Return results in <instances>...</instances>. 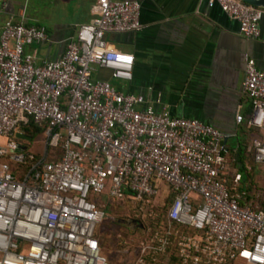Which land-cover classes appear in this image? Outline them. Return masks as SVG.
I'll return each instance as SVG.
<instances>
[{
	"label": "built area",
	"instance_id": "obj_1",
	"mask_svg": "<svg viewBox=\"0 0 264 264\" xmlns=\"http://www.w3.org/2000/svg\"><path fill=\"white\" fill-rule=\"evenodd\" d=\"M208 2L243 38L259 36L264 9ZM139 9L136 0H95L93 21L57 58L39 62L24 47L43 42L44 27L0 25V264H111L95 232L104 213L92 198L100 194L140 206L171 197L161 204L164 223L138 246V264L156 256L161 264H264V209L240 203L245 192L229 175L224 135L93 75L99 68L131 80L133 56L106 35L139 31ZM240 90L250 105L246 126L261 136L246 151L264 166V71L247 55ZM29 121L45 136L42 156L16 137Z\"/></svg>",
	"mask_w": 264,
	"mask_h": 264
},
{
	"label": "crops",
	"instance_id": "obj_2",
	"mask_svg": "<svg viewBox=\"0 0 264 264\" xmlns=\"http://www.w3.org/2000/svg\"><path fill=\"white\" fill-rule=\"evenodd\" d=\"M143 27L107 34L111 46L133 56L132 78L117 81L102 69L93 75L141 94L155 110L196 118L224 135L225 142L253 138L246 126L250 105L240 90L243 57L264 71V11L259 36L245 39L238 24L208 0H136ZM95 0H0L6 20L39 25L43 42L24 47L35 61L57 58L80 24L94 19ZM237 146V145H236ZM234 146L236 149L237 147Z\"/></svg>",
	"mask_w": 264,
	"mask_h": 264
},
{
	"label": "rangeland",
	"instance_id": "obj_3",
	"mask_svg": "<svg viewBox=\"0 0 264 264\" xmlns=\"http://www.w3.org/2000/svg\"><path fill=\"white\" fill-rule=\"evenodd\" d=\"M255 137L261 138L259 131L254 135ZM19 142L27 146L28 152L35 156H42L45 142L42 130L32 135L30 141ZM228 144L235 148L236 142L235 144L228 142ZM243 152L242 149L241 158L236 155V150L228 153L229 175L233 177L235 172L238 174L239 179L243 182V187L248 189L250 204L253 207L260 208L264 202V166L255 163L250 153ZM52 153L58 155V148L48 147V155ZM242 174L245 176H242ZM92 199L104 213L95 231L102 255L111 264H138L136 257L139 253V244L149 242L153 237H151L152 231L150 226L148 225L149 227L141 229L139 228L141 223L138 220H140L139 218H145L146 215L149 216L150 213H152L149 216L150 218L155 213L157 214L161 204L165 203V198L162 195H157L152 205L146 206H140L136 202L117 203L107 199L104 194L95 196ZM150 220L152 221V219ZM164 260L161 256H156L154 263H151L147 258L144 262L145 264H161Z\"/></svg>",
	"mask_w": 264,
	"mask_h": 264
},
{
	"label": "trees",
	"instance_id": "obj_4",
	"mask_svg": "<svg viewBox=\"0 0 264 264\" xmlns=\"http://www.w3.org/2000/svg\"><path fill=\"white\" fill-rule=\"evenodd\" d=\"M22 129H23V131L25 132V134L26 135H28V136H30V138L32 137V135H34L36 132H38V131H40V130H42V128H40V127H38L36 124H34L32 121H29L26 125H24V126H22ZM248 129L249 130H251V132H252V134H253V137H254V135H256L257 134V131L255 130V129H253V128H251V127H248ZM235 142H236V155H238L240 158H241V156H240V154H241V152H242V149H243V153H248L247 151H246V147H247V145L250 143V140H246V141H237V140H235V141H233L232 143H234L235 144ZM225 145H226V148H227V150H228V153L229 152H231V151H235L234 149H233V147L232 146H230L229 144H228V142H225ZM240 162H241V160H239ZM242 170V169H241ZM242 176H245V175H243L242 174ZM243 178H245V177H243ZM243 182L241 181V179H239V182H238V184H237V187H236V190H238V191H241V190H244V192H245V194H244V200H240V203H244V202H247V201H249L248 200V192H247V188H245V187H243ZM165 203L164 204H166V203H168L170 200H171V197L169 196V197H167V198H165ZM263 205H262V207H260V208H263L264 209V202L262 203ZM100 208V207H99ZM101 209V208H100ZM159 211L157 212V214L155 213V215L153 216V217H149V216H147L146 214V216H145V218H139L140 220H138L139 221V223H141V225L139 226V228H141V229H144V228H146V227H149L150 226V229H151V231H153L154 229H156L159 225H161L162 223H164V218H163V211H164V205H161V207H160V209H158ZM103 211V210H102ZM141 215V214H140ZM149 217V218H148ZM150 219H152V221L150 220ZM147 222V223H146ZM149 225V226H148Z\"/></svg>",
	"mask_w": 264,
	"mask_h": 264
},
{
	"label": "water",
	"instance_id": "obj_5",
	"mask_svg": "<svg viewBox=\"0 0 264 264\" xmlns=\"http://www.w3.org/2000/svg\"><path fill=\"white\" fill-rule=\"evenodd\" d=\"M241 1H243V2H245L247 4H250V5H253L255 7H259V8L264 9V0H241ZM16 137L19 138V139L26 140V141H29L31 139L30 136L22 134V133H17ZM19 147L21 149L24 148L23 145H20Z\"/></svg>",
	"mask_w": 264,
	"mask_h": 264
}]
</instances>
